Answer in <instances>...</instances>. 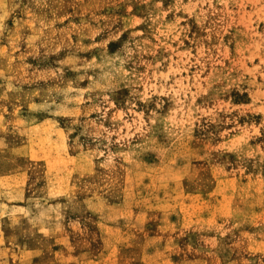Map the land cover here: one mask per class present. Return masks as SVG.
Here are the masks:
<instances>
[{"label": "rangeland", "instance_id": "rangeland-1", "mask_svg": "<svg viewBox=\"0 0 264 264\" xmlns=\"http://www.w3.org/2000/svg\"><path fill=\"white\" fill-rule=\"evenodd\" d=\"M0 264H264V0H0Z\"/></svg>", "mask_w": 264, "mask_h": 264}]
</instances>
